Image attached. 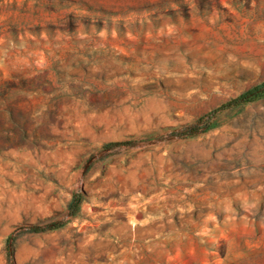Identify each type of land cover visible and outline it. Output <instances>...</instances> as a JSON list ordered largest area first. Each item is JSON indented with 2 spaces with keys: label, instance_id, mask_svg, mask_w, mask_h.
Segmentation results:
<instances>
[{
  "label": "rangeland",
  "instance_id": "rangeland-1",
  "mask_svg": "<svg viewBox=\"0 0 264 264\" xmlns=\"http://www.w3.org/2000/svg\"><path fill=\"white\" fill-rule=\"evenodd\" d=\"M263 84L264 0H0V264H264Z\"/></svg>",
  "mask_w": 264,
  "mask_h": 264
},
{
  "label": "trees",
  "instance_id": "trees-1",
  "mask_svg": "<svg viewBox=\"0 0 264 264\" xmlns=\"http://www.w3.org/2000/svg\"><path fill=\"white\" fill-rule=\"evenodd\" d=\"M262 95H264V84L244 93L238 99H236L233 102L223 106V108H227L230 106H235V105H238V104H241L244 102H248V101H251V100H253L257 97H260ZM120 145L121 144H111L112 147H118ZM73 205H75V204H73Z\"/></svg>",
  "mask_w": 264,
  "mask_h": 264
}]
</instances>
